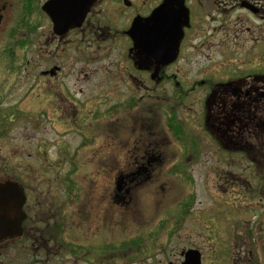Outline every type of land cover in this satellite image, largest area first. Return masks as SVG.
Segmentation results:
<instances>
[{"label": "flooded vegetation", "instance_id": "flooded-vegetation-1", "mask_svg": "<svg viewBox=\"0 0 264 264\" xmlns=\"http://www.w3.org/2000/svg\"><path fill=\"white\" fill-rule=\"evenodd\" d=\"M0 56V264H264V0H0Z\"/></svg>", "mask_w": 264, "mask_h": 264}, {"label": "water", "instance_id": "water-1", "mask_svg": "<svg viewBox=\"0 0 264 264\" xmlns=\"http://www.w3.org/2000/svg\"><path fill=\"white\" fill-rule=\"evenodd\" d=\"M24 201V194L16 184L9 182L0 184V211L2 210L1 213L4 214L6 222L3 230L5 238L15 236L20 232L21 207Z\"/></svg>", "mask_w": 264, "mask_h": 264}, {"label": "rangeland", "instance_id": "rangeland-1", "mask_svg": "<svg viewBox=\"0 0 264 264\" xmlns=\"http://www.w3.org/2000/svg\"><path fill=\"white\" fill-rule=\"evenodd\" d=\"M1 60H3V59H1V56H0V61ZM30 60H31V56L28 53L22 55L21 61H30ZM49 136L51 137V139H58V138H55V135L53 136V135L49 134ZM66 170H67V174L69 172H71V166H69V167L66 166L64 168V172ZM101 172L102 171L98 170V168L95 169V167H92V170H90V167H87L85 169V175L83 176L84 170L77 168L76 169V173H77L76 176L72 177L75 181L73 182L71 180V187L72 186L74 187V189H73L74 191H77V190L93 191L94 189L95 190H107L109 188L108 186H110V185L108 182L109 179L105 178V177L108 174H104V176L102 177V176H100ZM43 176L52 178V173L46 171V174H43ZM99 180H101V181H99ZM100 185H101V187H100ZM89 195H92V194H89Z\"/></svg>", "mask_w": 264, "mask_h": 264}]
</instances>
